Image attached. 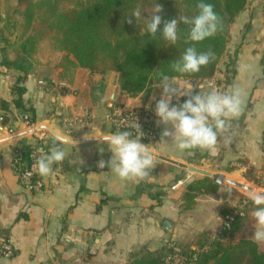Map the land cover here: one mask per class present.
<instances>
[{
  "label": "crops",
  "instance_id": "obj_1",
  "mask_svg": "<svg viewBox=\"0 0 264 264\" xmlns=\"http://www.w3.org/2000/svg\"><path fill=\"white\" fill-rule=\"evenodd\" d=\"M18 74L0 64V99L6 107L0 108V231L14 250L11 257L0 258V264H127L134 254L156 251L169 240L194 247L197 237L218 230L223 203L235 205L238 196L225 194L234 187L223 183L215 192L198 195L191 208L183 209V191L203 174L170 160L238 181L247 169L264 167L260 149L264 138V0H248L228 28L226 49L216 72L198 85L202 93L218 84L222 92L233 86L243 90V111L231 121L230 142L225 144L220 136L215 155L180 151L174 144L160 142L164 126L156 123L155 116L156 140L140 141L154 154L156 166L139 183L120 180L107 166L98 168L97 162L109 161L112 152L107 143L92 136L116 133L109 107L113 112L142 106L154 110L161 84H153L147 94L130 96L119 91L115 71L91 74L82 67L35 64L22 82L23 100L30 107L26 112L13 102L11 87ZM170 82L184 89L195 87L182 78ZM26 113L33 127L23 121ZM65 116L76 121L69 126L62 121ZM32 146H40L43 156L55 146L67 152L63 162L53 164L51 173L42 176L44 187L39 192L22 186L13 167L14 156ZM215 210L218 221L211 227ZM252 211L234 234L240 232V239L255 242L253 233L258 226ZM166 220L169 228L163 225ZM255 243L264 251V243Z\"/></svg>",
  "mask_w": 264,
  "mask_h": 264
},
{
  "label": "trees",
  "instance_id": "obj_2",
  "mask_svg": "<svg viewBox=\"0 0 264 264\" xmlns=\"http://www.w3.org/2000/svg\"><path fill=\"white\" fill-rule=\"evenodd\" d=\"M199 2L0 0V64L19 71L11 87L15 107L26 112L30 110L23 100L25 88L22 82L35 64L62 66L65 69L82 67L91 74L115 71L119 91L130 96L147 94L153 84H161L158 75L161 72L170 80L177 77L195 83L194 91L197 92L198 85L212 78L216 72L226 49L228 28L246 7L248 0H204L213 5L220 24L214 35L200 42L188 40L189 26L184 24L178 27L179 39L175 44H170L161 36L163 22L155 37L148 35L144 18L151 15L155 3L162 6V11L158 13L162 21L181 15L191 17L197 14L196 5ZM138 7L142 10V17L137 21L133 17V23H127L126 17ZM189 46H194L198 52L211 50L214 58L197 73L172 71L171 64ZM70 55L73 59L69 58ZM229 72L232 74L234 70ZM185 99L187 97H181L176 104L183 103ZM3 102L0 99V108L4 107ZM109 109L111 115L113 107ZM29 152L30 147L21 153L22 158L27 159ZM219 187L210 176L195 178L183 191L180 206L189 209L198 195L215 192ZM226 193L237 194L238 201L235 205L223 203L220 209L221 223L214 234L197 237L194 247L188 243L174 242L190 264H264V251L259 250L252 240L239 239L228 246L223 244L228 235H234L241 229L254 208L248 195L238 193L234 188L227 189ZM229 217L231 219L226 226ZM170 250L171 247L165 243L156 251L134 254L127 264H164L163 258Z\"/></svg>",
  "mask_w": 264,
  "mask_h": 264
},
{
  "label": "clouds",
  "instance_id": "obj_3",
  "mask_svg": "<svg viewBox=\"0 0 264 264\" xmlns=\"http://www.w3.org/2000/svg\"><path fill=\"white\" fill-rule=\"evenodd\" d=\"M198 12L194 16L181 15L171 20H163L160 13L162 6L155 3L151 15L144 18L145 32L153 37L163 22L161 36L170 44L179 39L178 27L180 24L188 25V40L200 42L216 33L220 18L214 11L213 5L204 0L196 5ZM142 10L138 7L129 16L126 22L133 23L142 17ZM214 58V53L198 52L194 46L187 47L178 60L171 64V70L180 74H193L200 71ZM161 81L160 98L155 103L156 123L163 125L160 132V142L174 144L180 151L202 150L216 154L220 136H224V143L230 142L227 135L231 129V121L238 118L244 105V92L239 86H233L227 92L211 90L206 93L193 92L194 87L187 89L175 86L170 78L159 73ZM187 97L183 103L173 104V99ZM155 99V97H153ZM140 125L135 123L132 131H119L105 136H92L107 143L112 157L109 161L103 159L97 162L98 168L107 166L122 181H135L139 183L148 177L155 168L154 154L147 144L141 143L143 132ZM135 133V134H134ZM88 138V135H85ZM170 139V142H169ZM66 143L67 141H62ZM103 152V149H99ZM67 156L65 149L55 146L50 152L36 161V169L41 176H47L52 171V165L61 163ZM79 163H82L79 161ZM248 199L254 205L251 213L257 229L253 239L257 243H264V191L246 189Z\"/></svg>",
  "mask_w": 264,
  "mask_h": 264
},
{
  "label": "built area",
  "instance_id": "obj_4",
  "mask_svg": "<svg viewBox=\"0 0 264 264\" xmlns=\"http://www.w3.org/2000/svg\"><path fill=\"white\" fill-rule=\"evenodd\" d=\"M218 86L215 85L212 90H217ZM176 104V103H174ZM110 122L116 132L119 131H132V126L138 123L143 132L140 138L153 142L157 138V131L154 126L155 113L150 106H142L140 108L131 109H118L115 110L110 116ZM23 121L28 127H33L32 120L26 113L22 116ZM62 121L69 126L74 124L75 118L65 116ZM11 131V129L9 130ZM135 134V133H134ZM260 149L264 155V138L260 142ZM42 155V151L37 146L30 147L28 158H22L21 152L17 153L13 158L14 172L17 176L19 183L32 192H39L44 187V179L38 174L36 169V161ZM229 217L225 223L229 224ZM168 245L171 250L164 256V264H190L187 257L181 252L180 247L174 242L169 240ZM13 245L11 241L5 237L0 231V258H9L13 255Z\"/></svg>",
  "mask_w": 264,
  "mask_h": 264
},
{
  "label": "rangeland",
  "instance_id": "obj_5",
  "mask_svg": "<svg viewBox=\"0 0 264 264\" xmlns=\"http://www.w3.org/2000/svg\"><path fill=\"white\" fill-rule=\"evenodd\" d=\"M227 80L228 79H226V81ZM217 86H218L217 90L222 92V86L220 84H218ZM246 174L244 175V178H240V181H243V182H246V183L252 185L255 191L260 190V189L264 190V167H262V168H260L258 170H253L251 168L247 169V173ZM237 190L242 192L244 195H248V192L245 191V190H242V189H237ZM211 221H210L211 227L216 226L217 221H218L217 220V212H216V210L213 212V215L211 217ZM245 221H247V219ZM243 225H244V223H243ZM238 238L239 239L241 238L240 237V232L236 233L234 235H228V237L226 239H224V241H223L224 243L223 244L225 246H228L229 244L237 242V240H239Z\"/></svg>",
  "mask_w": 264,
  "mask_h": 264
},
{
  "label": "water",
  "instance_id": "obj_6",
  "mask_svg": "<svg viewBox=\"0 0 264 264\" xmlns=\"http://www.w3.org/2000/svg\"><path fill=\"white\" fill-rule=\"evenodd\" d=\"M113 98V96H112ZM180 166H184V167H187L188 169L192 170L193 172H197V173H200V174H203V175H207V176H211L212 178L215 179V182L217 184H228L230 186H233L237 189H242V190H245L246 189H251L253 190V186L249 185L248 183H245V182H242V181H238V180H235L233 178H230L228 176H226L224 173H212L210 171H207V170H204V169H201V168H197V167H194V166H189V165H186L184 163H181V162H176V161H173V160H170ZM259 191H264L263 189H260ZM170 222L169 221H164L163 225L164 227L166 228H169L170 227Z\"/></svg>",
  "mask_w": 264,
  "mask_h": 264
}]
</instances>
